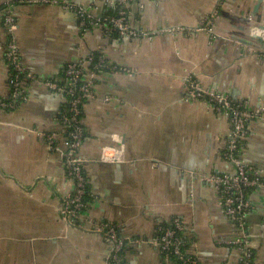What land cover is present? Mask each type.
<instances>
[{
    "label": "crops",
    "instance_id": "0c3cea01",
    "mask_svg": "<svg viewBox=\"0 0 264 264\" xmlns=\"http://www.w3.org/2000/svg\"><path fill=\"white\" fill-rule=\"evenodd\" d=\"M258 1L142 0L143 8L131 2L132 27L150 39L127 40L99 26L84 31L74 12L54 4L84 5L103 18L116 10L108 0H0V264H109L98 230L105 224L125 241L124 264H179L149 243L174 218L186 222L185 247L199 264H240L238 227L217 188L203 180L236 173L224 157L230 119L189 100L185 79L264 112V40L251 32L264 26V0L256 12ZM9 2L28 76L27 99L16 110L1 107L12 96L1 17ZM100 52L110 68L95 77V99L84 105L81 154L91 200L80 226L61 215L73 185L62 154L45 138L56 134L65 148L68 98L46 83H62L67 65ZM90 78L87 66L84 79ZM247 127L239 156L264 181V115ZM115 136L125 146L123 161L102 163V148L117 144ZM247 199L252 264H264V187L249 190Z\"/></svg>",
    "mask_w": 264,
    "mask_h": 264
},
{
    "label": "built area",
    "instance_id": "2783aa9c",
    "mask_svg": "<svg viewBox=\"0 0 264 264\" xmlns=\"http://www.w3.org/2000/svg\"><path fill=\"white\" fill-rule=\"evenodd\" d=\"M131 2H137L139 7L143 8L142 0H108L109 5L115 7L116 10L113 14L103 18L94 17L84 5H76L70 2L54 4L62 5L65 10L74 12L77 15L79 25L84 31H88L93 26H99L108 36L118 35L127 40L150 39V36L140 34L132 27L129 20V5ZM1 17L9 35L6 59L12 68V96L10 100L1 103V107L7 110H16L27 99L25 85L28 76L17 40L19 21L10 2L3 7ZM208 24L211 23L208 22ZM256 26L251 27L252 35L264 40V28ZM167 31L170 30L159 33ZM171 32L175 33L177 30L172 29ZM87 66L91 67V78L89 80L84 79ZM109 68V62L103 53H93L78 62L67 65L62 83L54 80L46 83L51 90L68 98L67 110L62 115L65 148H61L57 143L56 134H47L45 138L51 150H58L62 154L61 163L65 167L66 179L73 185L72 190H69L63 196L60 208L63 219L73 224L80 225L79 221L89 204L85 202L88 188L86 160L81 154L85 142V126L81 106L85 101L95 99V77ZM185 81L189 88V100L204 102L215 111L224 113L230 119L232 129L224 157L228 163L234 166L236 173L234 175H205L203 180L217 188L226 215L238 227L239 237L236 245L241 252L240 264H252L254 247L250 241L247 227V218L252 205L247 199V194L253 188L264 187V181L258 176L255 168L247 165L241 159L239 151L242 141L248 135L247 123L255 117L263 116L264 112L251 113L243 104L233 101L228 96L221 95L216 90L202 87L191 77H186ZM114 139L117 144L102 148L100 158L102 163L116 164L123 161L125 146L121 142V138L115 136ZM186 227L185 221L174 218L170 224L161 228L158 235L149 243L159 248L167 257L175 259L179 264H199L195 257L187 253L185 243L182 240L181 234L183 235ZM98 230L109 246V264H124L125 241L116 227L105 224Z\"/></svg>",
    "mask_w": 264,
    "mask_h": 264
},
{
    "label": "trees",
    "instance_id": "16d2710c",
    "mask_svg": "<svg viewBox=\"0 0 264 264\" xmlns=\"http://www.w3.org/2000/svg\"><path fill=\"white\" fill-rule=\"evenodd\" d=\"M89 68H90V70H91V67L89 66ZM86 102H88V101H85L83 104H82V106H81V110H82V118H83V120H84V116H83V113H84V105H85V103ZM87 138V132H86V128H85V138H84V140ZM90 200H91V195H90V188H89V186H88V188H87V195H86V197H85V202L86 203H90ZM181 236H182V240H183V242H184V236L181 234Z\"/></svg>",
    "mask_w": 264,
    "mask_h": 264
},
{
    "label": "water",
    "instance_id": "95a60500",
    "mask_svg": "<svg viewBox=\"0 0 264 264\" xmlns=\"http://www.w3.org/2000/svg\"><path fill=\"white\" fill-rule=\"evenodd\" d=\"M259 3H258V5H257V7H256V12H257V10H259V8H260V6L262 5V3H263V0H259L258 1ZM263 28H264V26H263Z\"/></svg>",
    "mask_w": 264,
    "mask_h": 264
}]
</instances>
